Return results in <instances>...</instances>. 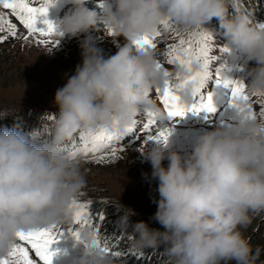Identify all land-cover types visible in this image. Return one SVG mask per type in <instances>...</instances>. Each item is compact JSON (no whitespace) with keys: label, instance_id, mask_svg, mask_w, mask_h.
I'll return each instance as SVG.
<instances>
[{"label":"clouds","instance_id":"obj_1","mask_svg":"<svg viewBox=\"0 0 264 264\" xmlns=\"http://www.w3.org/2000/svg\"><path fill=\"white\" fill-rule=\"evenodd\" d=\"M68 3L70 10L57 24L63 35L75 37L102 25L107 34L126 40L105 58L86 35L81 63L55 91L51 123L27 133L17 123L0 127V257L16 243L17 232L72 224L71 205L80 199L86 176L82 157L64 146L77 135L109 123L127 134L133 120L149 111L161 127H170L152 95L165 77L154 51L136 45L140 34L160 29L163 19L171 18L183 33L217 18L229 41L254 62L244 76L247 92L264 98V24L255 22L254 9L243 0H98L99 11L89 8L88 0ZM186 71L177 65L168 79L176 83L175 74ZM178 94L192 103L191 84ZM250 112L242 104L232 122L203 131L190 150L179 151L168 141L141 148L151 164L149 179L158 181L150 219L161 227L132 223L135 211L120 204L121 232L131 235L134 249L163 246L165 264H256L260 249L253 250L242 229L264 212V119ZM7 114L0 110V117ZM79 231L85 246L78 264H115L96 244L100 232L94 219Z\"/></svg>","mask_w":264,"mask_h":264},{"label":"rangeland","instance_id":"obj_2","mask_svg":"<svg viewBox=\"0 0 264 264\" xmlns=\"http://www.w3.org/2000/svg\"><path fill=\"white\" fill-rule=\"evenodd\" d=\"M42 2L44 0L32 1L34 6ZM57 5L59 8L55 11L48 8L47 18L58 24L70 10L71 5L68 0H60ZM88 7L99 11L98 0H88ZM9 13L10 10L0 6V15L15 24L17 32V36L12 37L7 31V25L4 26V31H0V36H7V39L0 41V110L15 111L20 114L23 125H26L28 119H33L32 125H36L42 119L51 121L54 119L55 91L66 83L75 67L81 63L80 42L86 35L91 37L92 43L102 51L105 58L114 55L126 40L123 35L114 37L107 34V30L101 25L95 30L90 29L88 33L75 37L68 35L54 37L59 40L56 46L38 44L34 40L25 41L20 38L27 34L26 29L15 16ZM216 20L218 19L213 18L201 26L212 37L211 55L217 57L212 62V68L213 70L219 69L221 80L239 79L246 84L244 76L254 62L247 61L244 54L225 35L215 29ZM259 24H264V20ZM175 42L176 38L173 33L164 31L163 38L157 41V49L153 51L156 53L166 45ZM221 49L226 50L221 51ZM156 59H158L157 56ZM159 59L169 71L174 69V66L167 64L166 57H159ZM162 84L161 81L158 85L162 86ZM206 90L213 94L212 99L216 112L211 114L210 119L206 118L208 114L204 112L198 114L188 112L183 118H176L177 122L174 124V130L168 138V143L179 151L190 150L192 141L203 131L233 121L235 108L229 105L230 89L224 87L222 83L217 84L214 77L207 82ZM152 95L163 109L154 90ZM252 99L255 101L256 98ZM253 108L259 117V105L254 103ZM136 119L146 122L147 116L138 115ZM171 124L172 121H169L170 126ZM157 126H160L159 122ZM157 126L154 125L153 128ZM139 127L138 124L137 128ZM137 134L136 132L128 133L120 139L119 144L122 150L114 159L97 163L91 159L82 158L86 185L79 201L93 203L101 200L102 206L106 209L117 208L122 204L132 208L136 215L145 217L151 227L160 228L161 225L150 219L157 207L152 197H158L155 191L158 181L149 179L152 171L151 164L144 160L141 154L142 147L150 148L158 142L146 140L143 132ZM164 163L167 164V160ZM242 232L253 249L258 247L264 254V212L254 214L251 222L242 229ZM71 240L74 243L67 244V239L59 237L52 244L50 250L55 253L52 257V264H78L77 258L84 249V245L75 242L74 238ZM120 251H123L125 255L113 257L115 264H119L118 261L129 256L131 250L129 246H125ZM261 259L262 257H259L256 264H264V260Z\"/></svg>","mask_w":264,"mask_h":264},{"label":"snow or ice","instance_id":"obj_3","mask_svg":"<svg viewBox=\"0 0 264 264\" xmlns=\"http://www.w3.org/2000/svg\"><path fill=\"white\" fill-rule=\"evenodd\" d=\"M53 0H44L38 6H34L32 0H0V6L3 9L10 10V15L23 25L27 34L20 38L28 41L34 40L38 44L54 45L59 43L54 37H61L63 33L58 30L57 23L47 18L48 5ZM102 6V5H101ZM7 25V31L12 37L17 36L16 25L10 20H5L0 15V31H4ZM160 29L151 33L140 34L136 39L138 48L144 50H156L158 39L163 38L164 31H171L176 38V42L166 45L163 49L156 51L158 57L156 66L161 71L163 77L162 86L157 85L154 89L159 103L163 106L164 111L172 121L170 127L157 126L158 122L153 112H141L139 115H146L147 121L142 122L137 119L127 128V134L143 132L146 140H154L160 143H167L168 138L174 130L176 118H183L186 113H207L206 118L216 112V106L213 103L212 93L206 90L207 82L215 77L217 84L222 83L224 87L230 89L229 105L235 109H240L243 104L251 109L252 118L257 117L253 104L259 105V118L264 119V98L262 94H252L251 96L246 90V85L239 79H220L219 69L213 70L212 62L217 58L211 55L212 37L201 26L195 30L181 32L171 18H165L161 21ZM7 39V36H0V41ZM226 49H221L225 51ZM159 57H166L167 64L176 67L183 66L187 71L181 76L180 73L175 74L176 83L168 79L170 75L169 69L161 62ZM198 67L193 69V65ZM192 85L193 101L192 103H184L178 94L180 87ZM255 97V101H253ZM49 119H53L49 117ZM140 125L137 128V125ZM156 125L157 127L153 128ZM126 134L122 133L118 126L113 123L97 127L94 130L82 132L75 137L70 145H65V150L72 156H83L86 160L91 159L97 163H103L106 160L114 159L119 151L122 150L119 141ZM139 138V135L137 134ZM91 201L81 202L73 201L71 208L73 211L72 224L78 225L73 235L80 240V226L89 219L96 218L97 222L104 219L103 213H93L90 209ZM71 231V227H69ZM62 233L58 227L40 228L29 231H20L16 233V243L12 246L8 254L0 257V264H52V257L55 255L51 251V246L57 241ZM116 240L115 237L112 238ZM118 244L119 241L116 240ZM98 247H101L106 253L112 257H122L125 255L123 251L114 250L113 245L108 238H98L96 241ZM34 254V257H33ZM131 255L143 256L132 250ZM38 258V259H37Z\"/></svg>","mask_w":264,"mask_h":264},{"label":"trees","instance_id":"obj_4","mask_svg":"<svg viewBox=\"0 0 264 264\" xmlns=\"http://www.w3.org/2000/svg\"><path fill=\"white\" fill-rule=\"evenodd\" d=\"M243 3L245 7L254 9V20L257 24H259L264 19V0H243ZM215 27L216 29H219L221 33L224 34L223 29L220 27L218 20L215 21ZM20 118L21 115L17 114L15 111H8L7 115L0 117V127H11L14 123H17L19 124L22 132L27 133L31 132L33 129H39L40 127L41 129H43L51 123V120L42 119V121L37 122L36 125H32L33 119H28L29 121L26 122V125H23V120L21 121ZM76 137L78 138V135ZM80 157L84 158L83 156ZM106 207H108V204H106ZM90 209L93 211L94 214L100 212L103 213L104 219L100 222H97L96 218L93 217L95 223L99 228L100 238L102 240L108 238L110 243L113 245L114 250H122L123 247L129 246L131 250L129 252V256L124 257L121 261L117 260L119 264H163L166 262L167 257L163 254V248L137 251L131 246V235L128 233L121 232L119 217L122 213L119 210V206L117 208L106 209L102 206L101 200H96L90 205ZM140 220L147 222L145 217H140V215H134L130 217V221L132 223ZM69 227H71V231H69ZM77 227L78 225L76 224L61 225L60 227H58L60 229V232L62 233V235L59 237L67 239V244L71 243V238H76L73 235V232H75ZM128 231L131 232V227H129ZM113 237H115L116 240L119 241L118 244L116 243V240L112 239ZM132 250H135L137 253H142L143 256L141 257L140 255H131ZM259 257H262L261 260H264V254L262 253V251H260Z\"/></svg>","mask_w":264,"mask_h":264}]
</instances>
